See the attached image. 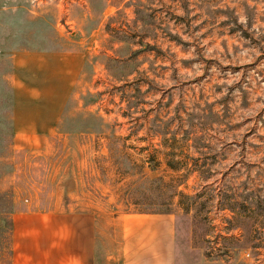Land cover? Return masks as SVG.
<instances>
[{
    "label": "rangeland",
    "instance_id": "obj_1",
    "mask_svg": "<svg viewBox=\"0 0 264 264\" xmlns=\"http://www.w3.org/2000/svg\"><path fill=\"white\" fill-rule=\"evenodd\" d=\"M44 67L80 68L68 104L20 109ZM55 204L101 251L172 215L175 264H264V0H0V264Z\"/></svg>",
    "mask_w": 264,
    "mask_h": 264
},
{
    "label": "crops",
    "instance_id": "obj_2",
    "mask_svg": "<svg viewBox=\"0 0 264 264\" xmlns=\"http://www.w3.org/2000/svg\"><path fill=\"white\" fill-rule=\"evenodd\" d=\"M79 71L44 67L27 80H14V96L24 97L20 109H65ZM10 220V264H175L172 215L120 218L110 236V252L98 250L101 237L89 211H68L55 204L49 211H14Z\"/></svg>",
    "mask_w": 264,
    "mask_h": 264
},
{
    "label": "trees",
    "instance_id": "obj_3",
    "mask_svg": "<svg viewBox=\"0 0 264 264\" xmlns=\"http://www.w3.org/2000/svg\"><path fill=\"white\" fill-rule=\"evenodd\" d=\"M10 226H11V222H10ZM8 264H10V263L8 262Z\"/></svg>",
    "mask_w": 264,
    "mask_h": 264
}]
</instances>
